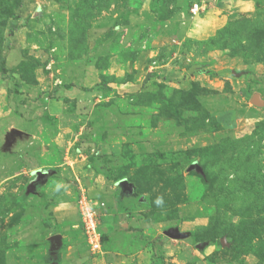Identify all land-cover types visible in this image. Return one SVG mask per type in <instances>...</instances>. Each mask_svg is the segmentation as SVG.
Listing matches in <instances>:
<instances>
[{"label":"rangeland","instance_id":"374dc122","mask_svg":"<svg viewBox=\"0 0 264 264\" xmlns=\"http://www.w3.org/2000/svg\"><path fill=\"white\" fill-rule=\"evenodd\" d=\"M0 264H264V0H0Z\"/></svg>","mask_w":264,"mask_h":264},{"label":"built area","instance_id":"2783aa9c","mask_svg":"<svg viewBox=\"0 0 264 264\" xmlns=\"http://www.w3.org/2000/svg\"><path fill=\"white\" fill-rule=\"evenodd\" d=\"M199 8L200 6L195 4L192 12L196 13ZM77 207L80 214L81 228L88 246L93 252H101L102 247L98 232V223L91 202L84 195H80L77 200Z\"/></svg>","mask_w":264,"mask_h":264},{"label":"water","instance_id":"95a60500","mask_svg":"<svg viewBox=\"0 0 264 264\" xmlns=\"http://www.w3.org/2000/svg\"><path fill=\"white\" fill-rule=\"evenodd\" d=\"M256 97H257V96H256ZM257 100H258V98H256L255 100H253V103H257ZM12 133L14 134V133H19V132H17L16 130H14V132H12ZM191 167L196 168V164L193 163V164L191 165ZM33 174H34L35 178H34V180L29 184V186H28V190H30V188H34V184H35L36 182H41L43 176L46 175L47 172H46V171H41V170H36V171L33 172ZM43 180H44V179H43ZM124 183H125V180H121V181H120V184L124 185ZM166 235L174 236L173 233H170V232L166 233ZM49 240H50V244H51V246H50V255H51V256H54L55 253H56V250L58 249V247H59V245H60V236H59V234H54V235H52V236L50 237Z\"/></svg>","mask_w":264,"mask_h":264},{"label":"clouds","instance_id":"9594fccd","mask_svg":"<svg viewBox=\"0 0 264 264\" xmlns=\"http://www.w3.org/2000/svg\"><path fill=\"white\" fill-rule=\"evenodd\" d=\"M60 187H61V185H60V184H57V185H56V189H57V190H59V189H60ZM156 203H157V204H160V203H162V199H161V198H157V200H156Z\"/></svg>","mask_w":264,"mask_h":264}]
</instances>
